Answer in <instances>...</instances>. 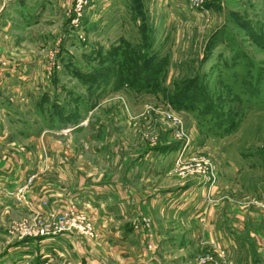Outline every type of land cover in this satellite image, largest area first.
Here are the masks:
<instances>
[{
	"label": "rangeland",
	"instance_id": "obj_1",
	"mask_svg": "<svg viewBox=\"0 0 264 264\" xmlns=\"http://www.w3.org/2000/svg\"><path fill=\"white\" fill-rule=\"evenodd\" d=\"M38 18L0 44V105L20 113L0 111V168L33 166L6 192L25 211L0 216V264L58 238L70 255L51 264H264V0H55ZM23 84L47 112L40 93L17 102ZM54 112L78 135L49 129ZM105 181L120 184L109 216L72 194ZM192 183L188 218L167 199Z\"/></svg>",
	"mask_w": 264,
	"mask_h": 264
},
{
	"label": "crops",
	"instance_id": "obj_2",
	"mask_svg": "<svg viewBox=\"0 0 264 264\" xmlns=\"http://www.w3.org/2000/svg\"><path fill=\"white\" fill-rule=\"evenodd\" d=\"M2 1V0H1ZM0 1V2H1ZM4 1V0H3ZM6 1V0H5ZM5 1L0 5V44H2V48L4 49V52H6L5 45L7 44H15L17 45L18 40L16 37H12L11 31H12V25L15 27V23L17 19H20V23L23 22V25L27 28L29 26H36L37 23L40 22L39 13L41 10L45 11V8L49 6L50 4L54 3L55 0H8ZM42 3V7L40 9L39 4ZM34 5H38L34 8ZM13 14V15H12ZM30 28V27H29ZM32 28V27H31ZM9 67V65L7 66ZM20 67V66H19ZM14 69H10L8 72H5L4 77L7 81H9V77L13 75ZM16 86L15 89L12 87L14 91L17 92V94L20 96L21 99H18V103L20 102L22 104V107L25 108V106H30V99H38V95L40 93V89L37 86V84L29 85V86ZM54 91L53 87L46 86L45 89L42 91V93L45 92H51ZM1 92H3L2 89H0V100L3 99ZM17 95V96H18ZM18 96V97H19ZM48 96L42 95L40 93V98L38 101H36L33 106L32 110L34 114L37 115V113L43 114L46 110L48 111V108L50 107V102L47 100ZM3 102V103H2ZM2 105H0V111L4 114V108L6 110V114L9 115L8 117H11L12 121H15L19 116L20 113H17L15 110L17 107V103H14L13 107L11 106V102L4 99L2 100ZM60 105V103H59ZM9 111H8V110ZM46 111V112H47ZM0 112V114H1ZM2 115V114H1ZM3 116V115H2ZM7 120V117H6ZM8 121V120H7ZM4 122V118H3ZM44 122L47 124V127L49 125H52L49 127V129L52 128H59L61 125L60 117L56 115V112L52 116L45 117ZM34 126V125H33ZM75 124H68L62 129H68V132H78V128H74ZM4 128L5 124L3 125ZM0 128V143L4 142L8 139L6 135H3ZM66 131V130H65ZM73 133L72 135H78L77 133ZM19 165V164H18ZM16 167V165H14ZM20 166V165H19ZM25 169V171L22 172L21 175H17V170H9V169H3L0 168V216H3L2 214L5 212L4 209L10 208V210H23L17 206L14 199H10L6 197V192H8V189L16 188L18 184L23 183L24 178L29 177L31 175L33 170V166L22 167ZM17 169V168H16ZM49 173L54 176H61L64 175L66 180H72V170L67 167L62 166H52L49 169ZM114 182H87L85 184L77 186L73 191V196L75 199H77L78 202L82 204L90 205L92 208L97 210H102V215L106 214L107 216L110 215L111 212L108 211L110 207L113 208V212L115 209L120 207L118 204L120 201L116 200V197L118 195V188H120V184H113ZM200 184L192 183L190 186L187 187L186 190H183V194L180 195L178 193L172 194L168 197V207L170 209L177 210L176 212L180 215H186L192 214V210L195 209V212L197 209L195 208V205L197 203L193 202L197 197V187ZM2 190V192H1ZM120 190V189H119ZM39 191V189H38ZM126 199V197H125ZM115 201V202H114ZM140 200H136L138 203ZM108 208V209H107ZM177 208V209H176ZM182 212H181V211ZM112 211V210H111ZM191 211V213H190ZM202 213L198 216L200 217ZM184 216V217H186ZM190 215L188 216V218ZM1 218V217H0ZM110 217L102 218L104 221L106 219L108 220ZM192 218V217H190ZM42 244L39 245L41 249H38V245L30 244L26 246V248H17L16 250H13L11 252V255L8 258L9 260H17L20 261V264H51L55 261V259H62L66 255H70L69 247L66 245H69V243L63 242L61 238L58 239H51L46 240L44 242H41ZM34 253L36 255V259L34 258V255L31 254ZM38 257V259H37ZM59 257V258H58ZM31 260V261H30Z\"/></svg>",
	"mask_w": 264,
	"mask_h": 264
},
{
	"label": "trees",
	"instance_id": "obj_3",
	"mask_svg": "<svg viewBox=\"0 0 264 264\" xmlns=\"http://www.w3.org/2000/svg\"><path fill=\"white\" fill-rule=\"evenodd\" d=\"M48 100V99H47ZM55 108H56V106H54V111H55ZM57 113L58 112H56V115H57ZM216 117H218V115L216 116ZM222 118H223V120L222 119H220V121H219V119H216V123L217 124H219V125H221L222 127H223V125L228 129L229 127H227L228 126V124H230V120H228V119H225L224 118V116H222ZM68 124H76V122H74L72 119H71V117L70 118H64L63 119V121L61 122V125L59 126V127H64V126H66V125H68ZM219 128V127H218Z\"/></svg>",
	"mask_w": 264,
	"mask_h": 264
},
{
	"label": "built area",
	"instance_id": "obj_4",
	"mask_svg": "<svg viewBox=\"0 0 264 264\" xmlns=\"http://www.w3.org/2000/svg\"><path fill=\"white\" fill-rule=\"evenodd\" d=\"M0 63H1V59H0ZM4 67H6V66H5V65H3V64H2V65H0V70L2 71V69H3ZM66 131H68V130H66ZM19 201H20V202H22L20 199H19Z\"/></svg>",
	"mask_w": 264,
	"mask_h": 264
}]
</instances>
